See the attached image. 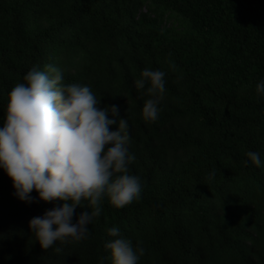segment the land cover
I'll return each instance as SVG.
<instances>
[{"label": "trees", "instance_id": "16d2710c", "mask_svg": "<svg viewBox=\"0 0 264 264\" xmlns=\"http://www.w3.org/2000/svg\"><path fill=\"white\" fill-rule=\"evenodd\" d=\"M48 64L127 117L141 193L105 197L87 239L43 249L29 221L62 202L19 200L0 169V264H111L112 226L145 249L138 264H264V166L246 155L264 160V0H0V126L11 89ZM146 67L167 73L155 121L134 83Z\"/></svg>", "mask_w": 264, "mask_h": 264}, {"label": "clouds", "instance_id": "9594fccd", "mask_svg": "<svg viewBox=\"0 0 264 264\" xmlns=\"http://www.w3.org/2000/svg\"><path fill=\"white\" fill-rule=\"evenodd\" d=\"M162 69L146 67L134 83L148 98L142 118L155 121L164 98ZM7 96L0 126V169L11 179L14 195L21 201L62 202L29 221L31 233L43 249L57 241H80L90 235L89 225L101 214L102 200L121 208L138 199L141 179L131 174L136 159L130 142L128 119L120 118L117 105L101 107V99L87 84L65 83L61 68L48 64L32 67ZM264 96V79L256 85ZM112 125H118L113 130ZM251 163L264 166L259 151L246 153ZM246 160L244 163L247 164ZM215 178V169L206 180ZM35 190L37 196L31 195ZM87 201L90 211L76 216L75 209ZM105 241L111 264H138L145 249L120 235V228L107 229ZM56 251H60L57 247Z\"/></svg>", "mask_w": 264, "mask_h": 264}]
</instances>
